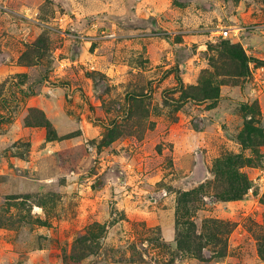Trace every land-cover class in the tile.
<instances>
[{"label":"rangeland","instance_id":"obj_1","mask_svg":"<svg viewBox=\"0 0 264 264\" xmlns=\"http://www.w3.org/2000/svg\"><path fill=\"white\" fill-rule=\"evenodd\" d=\"M0 264H264V0H0Z\"/></svg>","mask_w":264,"mask_h":264},{"label":"trees","instance_id":"obj_2","mask_svg":"<svg viewBox=\"0 0 264 264\" xmlns=\"http://www.w3.org/2000/svg\"><path fill=\"white\" fill-rule=\"evenodd\" d=\"M224 44H228V48L226 49V51L232 57L236 58L239 61L240 66L244 70V72L247 71L248 62L250 61V58H248V56L245 54L241 46L239 44H230L229 42H224ZM194 90H196L197 93L201 94L204 97V99L208 97H212V95L216 94V91L212 88V85L207 83L200 86H196ZM238 160L241 161L240 157ZM234 176H235L234 177L235 181L232 182V190L231 192L227 193L225 197L223 196V198H221L222 201L239 200L243 198V196L247 192V189L249 187V181L247 179V176L244 174V172L239 173L238 171H235ZM180 194L184 198V200H181V197H179L178 204L186 203V201L188 202L192 201L190 198L193 194L192 191L182 192Z\"/></svg>","mask_w":264,"mask_h":264},{"label":"built area","instance_id":"obj_3","mask_svg":"<svg viewBox=\"0 0 264 264\" xmlns=\"http://www.w3.org/2000/svg\"><path fill=\"white\" fill-rule=\"evenodd\" d=\"M224 37H226L229 33H231V28H221L219 31ZM236 34V33H235ZM104 36L112 37V35H108V33L104 34Z\"/></svg>","mask_w":264,"mask_h":264}]
</instances>
